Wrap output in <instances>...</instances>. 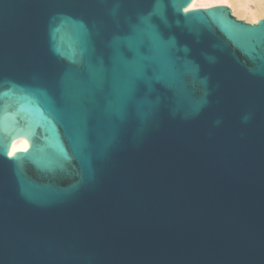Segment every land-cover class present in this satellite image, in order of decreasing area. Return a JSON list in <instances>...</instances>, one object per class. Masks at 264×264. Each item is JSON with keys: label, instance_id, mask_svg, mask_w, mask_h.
Returning a JSON list of instances; mask_svg holds the SVG:
<instances>
[{"label": "water", "instance_id": "1", "mask_svg": "<svg viewBox=\"0 0 264 264\" xmlns=\"http://www.w3.org/2000/svg\"><path fill=\"white\" fill-rule=\"evenodd\" d=\"M193 1L0 0V264H264V18Z\"/></svg>", "mask_w": 264, "mask_h": 264}, {"label": "bare ground", "instance_id": "2", "mask_svg": "<svg viewBox=\"0 0 264 264\" xmlns=\"http://www.w3.org/2000/svg\"><path fill=\"white\" fill-rule=\"evenodd\" d=\"M215 5H227L239 17H248L252 23L264 18V0H194L188 9L206 8ZM247 18V19H248ZM29 145L27 139H19L12 145L10 155L25 149Z\"/></svg>", "mask_w": 264, "mask_h": 264}, {"label": "rangeland", "instance_id": "3", "mask_svg": "<svg viewBox=\"0 0 264 264\" xmlns=\"http://www.w3.org/2000/svg\"><path fill=\"white\" fill-rule=\"evenodd\" d=\"M234 15H235V14H234ZM235 16H236V15H235ZM238 18H239V17H238ZM247 18H248V17H244V18L242 17V18H239V19H243V20H245V21H247V22L252 23L251 20H250L249 18H248V19H247Z\"/></svg>", "mask_w": 264, "mask_h": 264}]
</instances>
